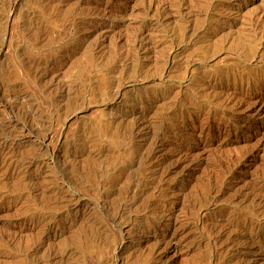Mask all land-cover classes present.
Instances as JSON below:
<instances>
[{"label":"rangeland","instance_id":"obj_1","mask_svg":"<svg viewBox=\"0 0 264 264\" xmlns=\"http://www.w3.org/2000/svg\"><path fill=\"white\" fill-rule=\"evenodd\" d=\"M0 264H264V0H0Z\"/></svg>","mask_w":264,"mask_h":264},{"label":"bare ground","instance_id":"obj_2","mask_svg":"<svg viewBox=\"0 0 264 264\" xmlns=\"http://www.w3.org/2000/svg\"><path fill=\"white\" fill-rule=\"evenodd\" d=\"M148 157V156H147ZM149 158V157H148Z\"/></svg>","mask_w":264,"mask_h":264}]
</instances>
